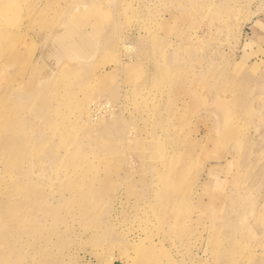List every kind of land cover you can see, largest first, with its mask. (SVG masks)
<instances>
[{"label": "rangeland", "instance_id": "obj_1", "mask_svg": "<svg viewBox=\"0 0 264 264\" xmlns=\"http://www.w3.org/2000/svg\"><path fill=\"white\" fill-rule=\"evenodd\" d=\"M0 264H264V0H0Z\"/></svg>", "mask_w": 264, "mask_h": 264}, {"label": "bare ground", "instance_id": "obj_2", "mask_svg": "<svg viewBox=\"0 0 264 264\" xmlns=\"http://www.w3.org/2000/svg\"><path fill=\"white\" fill-rule=\"evenodd\" d=\"M91 43H92V42H91ZM81 45H82V44H77V45L74 46V48H75V49H77V48H78V49H81V48H83ZM122 48H123V47H122ZM124 48H125V50H126L127 52H129V51L131 50V47L128 46L127 44L124 45ZM124 48H123V49H124ZM78 49H77V50H78ZM126 54H127V53H126ZM104 112H105V110H104ZM209 169H210V168H209Z\"/></svg>", "mask_w": 264, "mask_h": 264}]
</instances>
